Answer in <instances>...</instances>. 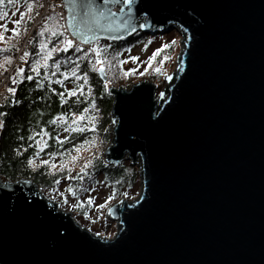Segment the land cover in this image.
Segmentation results:
<instances>
[{
  "label": "water",
  "instance_id": "1",
  "mask_svg": "<svg viewBox=\"0 0 264 264\" xmlns=\"http://www.w3.org/2000/svg\"><path fill=\"white\" fill-rule=\"evenodd\" d=\"M55 1L83 48L176 30L183 49L162 99L146 80L108 88L104 163L140 177L137 197L108 209L115 235L0 179V264H264V0H120L95 20Z\"/></svg>",
  "mask_w": 264,
  "mask_h": 264
},
{
  "label": "trees",
  "instance_id": "2",
  "mask_svg": "<svg viewBox=\"0 0 264 264\" xmlns=\"http://www.w3.org/2000/svg\"><path fill=\"white\" fill-rule=\"evenodd\" d=\"M37 5L38 0H32L29 19L35 13ZM18 8L28 10L29 0H12L11 3L9 0H3L0 3V16L12 13ZM49 17L32 43L26 67L16 77L15 91L0 107V112L5 113V116L0 117L4 122L3 128L0 129V179L31 181L47 197H49L47 191L56 188L59 182L64 181V177L63 173H50L47 164H42L41 161L65 158L80 144L91 141V137L97 138L105 148L111 140L109 130L112 106V98L107 92L108 83L111 84L112 81L111 76L108 72H104L107 81L101 82L95 68V57L88 52L89 47L79 46V51L75 47L67 51L63 48L58 52L52 51L60 47L61 40L71 39L66 34L60 16L55 13ZM25 23L28 26L30 20ZM57 32H63L64 36L56 35ZM142 36L143 34H137L120 43L104 41L95 43L100 48V59L103 63H120L119 57L134 45L141 44ZM41 43L51 52L46 61L42 59L45 54L44 49L38 46ZM14 44L0 48V66L9 63L7 50L13 48ZM73 44L78 45L75 42ZM85 53L88 55L85 56ZM37 60H41L42 63L36 65L35 71H32ZM28 76L32 79H27ZM130 86L128 84L125 87ZM69 90H72L74 95H69ZM61 95L64 97V103H60ZM16 100L20 103H14ZM77 114L81 115L77 129H83L82 131L72 129L73 118ZM30 135L32 139H28ZM100 157L96 158L89 170V176H86L83 182L76 183L75 180H69L65 185V189L71 190H75L73 188L79 185L73 198L76 200L73 208L77 213H81L80 206H83V210L85 206H90L86 199L93 189L102 188L103 193L108 194L110 201L113 202L119 199L118 195L122 188L133 193L136 187V174L130 172L125 176L124 174L127 173L123 170L124 163L113 168L104 163L102 154ZM126 177L129 178V182L124 186L122 181ZM80 200H84L83 205ZM56 203L62 207L60 203Z\"/></svg>",
  "mask_w": 264,
  "mask_h": 264
},
{
  "label": "rangeland",
  "instance_id": "3",
  "mask_svg": "<svg viewBox=\"0 0 264 264\" xmlns=\"http://www.w3.org/2000/svg\"><path fill=\"white\" fill-rule=\"evenodd\" d=\"M114 11H116V9H114ZM21 12L24 13L23 16L20 15ZM30 13L31 12L25 8H18L15 11H12V13L0 16V26H2L0 27V48H4L9 44L14 43L15 46L23 40L30 25L29 24L27 26L25 23L27 20L31 19L32 16L29 19ZM14 21H18L19 23L14 24ZM42 26H45V23ZM14 27L17 29L16 34H14L12 31ZM182 34V32H177L176 30L166 34H157L154 36L143 34V36L140 38L141 44L134 45L131 49L119 57V61H122L123 63H118L115 61L114 64L103 63V71L108 72L112 80L111 84L108 83V88L124 87L125 89H129L133 84L141 80H146L156 86V96L164 92L165 87L169 83L168 77L171 76L176 70L178 55L183 49ZM162 44L168 45V47L161 48ZM157 48H161L159 54L152 60L151 64L147 65L148 70L145 71L147 57L151 55L154 49ZM92 55H94L95 60L97 58L100 59V56L97 57L93 53ZM129 57H137V60L133 62L131 59H129ZM8 62H10V56ZM95 68L98 69L100 66L96 65L95 63ZM153 68L159 69V71L153 72ZM129 69H134V71L129 72ZM125 72L128 73L127 76L124 75ZM140 73H143V75ZM128 84L131 86L129 88L125 87ZM163 96L161 95L160 98L156 97L157 101L162 99ZM78 124L79 119L75 120V125L72 129H77ZM112 126V119L110 115L109 135L111 134ZM108 145L104 148V146L99 143L97 138L91 137V141L80 144L70 155L66 156L65 158L51 159L48 161L47 166L50 170V173H63L62 176L64 177V181L59 182L57 184L58 186L56 188H52L51 191L48 190L47 195H49V197H46L53 201L55 199L56 202L61 204L62 207L60 208L64 212H70L74 220H76L80 225L88 229L90 232L103 238L111 239L117 232V222L109 221L110 215L108 213V209L120 200L131 201L137 197L140 189V177L138 173L139 168L137 166H130L129 161L121 162L124 163V173H127V175L124 174L125 176H128L130 172H132V174L133 172L136 174L137 178H134L135 181H137V184L136 187H134L133 193L129 192L125 188H122L118 195L119 199L111 202L110 196L105 192L103 193L102 188L98 190L93 189L89 194V198L86 199L90 206H85L84 210L83 206H80L79 208L81 209V213L75 212L73 208L76 202V200L73 199L75 197V190H77L79 185H76L73 188L75 190H71V192H69L68 189H65V185L69 182V180H75L76 183L80 181L83 182L86 176H89V170L97 160L96 158H101V154L102 160L104 161L103 152L108 147ZM85 165H87V167H85ZM123 179L124 178H122V180ZM128 182L129 178L127 177L124 181H122L124 186L128 185ZM80 203L83 205L84 200H80Z\"/></svg>",
  "mask_w": 264,
  "mask_h": 264
},
{
  "label": "snow or ice",
  "instance_id": "4",
  "mask_svg": "<svg viewBox=\"0 0 264 264\" xmlns=\"http://www.w3.org/2000/svg\"><path fill=\"white\" fill-rule=\"evenodd\" d=\"M3 0H0V3H2ZM12 0H9V3H11ZM31 2L32 0H29V8L28 10L31 11ZM117 2H120V0H101V3L98 5L97 4V0H79V3H77V0H66V6H70L71 9L73 11H76L77 9L79 10L81 16H83L84 18H88V17H91L93 20H95L96 17H100L103 15V13L106 11V9L102 6V5H107L109 3H117ZM123 4L125 5H128L132 2V0H122ZM109 15H113L111 12L108 13ZM21 16L24 15L23 12L20 13ZM48 19H50V17H45V21H47ZM77 19V16L76 15H72L69 17V25L71 26L72 25V22L75 21ZM14 24H18L19 22L18 21H14L13 22ZM2 27V26H0ZM140 27H144L143 24L140 25ZM44 30H47V29H44ZM42 30V31H44ZM13 33L16 34L17 33V29L14 27L12 29ZM73 34L74 35H81V33L79 32V30H75L73 31ZM37 35H39V33H37ZM56 35L58 36H64V33L63 32H57ZM96 37L93 35L92 36V40L95 41ZM82 43H88V37L85 35L83 36L82 38ZM29 43H31V40H29ZM40 48L44 49L45 51V54L43 56V61H46L49 57V55H51V52L45 48L44 44H40L38 45ZM72 47H75L77 51H79V45H74L73 42L71 40H68V39H63L60 41V47H56L54 49H52V51H60L61 48H63V50L67 51L69 48H72ZM168 47V45H164L162 44L161 45V48H166ZM161 48H157V49H154L153 52L151 53V55H149L147 57V61H146V65H145V71L148 70L147 68V65L151 64L152 60L159 54ZM143 50V49H142ZM88 52L89 53H93L95 54L97 57L100 56V48H98L95 44H93L91 47H89L88 49ZM28 52L25 51L23 53V55L20 57L21 60L25 59L27 56H28ZM85 56L88 55V53H85L84 54ZM129 59H131L133 62H135L137 60V57H129ZM42 61L41 60H37L35 62V64L33 65V68L31 69L32 71H35V67L36 65L38 64H41ZM95 63L96 65H99L100 68H98L97 70H103V61L99 58H97L95 60ZM120 63H123L122 61ZM162 63V61H161ZM53 67H55V65H53ZM16 74L18 75L20 71H22V68H17L16 70ZM134 71V69H129V72H132ZM153 72H158L159 69H156V68H153L152 69ZM141 75H143V73H140ZM61 75H63V73H61ZM125 76L128 75L127 72L124 73ZM27 79H32L31 76H28L26 77ZM9 79H12V77H9ZM13 82H17V81H13ZM39 86V84L37 85ZM78 90V89H77ZM9 92H14L15 89H11L9 88L8 89ZM69 95H74V92L72 90H69ZM39 99V97H37ZM14 103L16 104H19L20 101L19 100H16L14 101ZM60 103H64V97L61 95L60 97ZM71 111V110H70ZM5 116V113L4 112H0V117H3ZM81 118V115L80 114H77L75 117H74V121L72 122L73 123V126H74V123H75V120H78ZM4 126V122L3 120H0V129H2ZM68 129H66L67 131ZM74 130H77V131H82L83 129H75ZM41 132H43V130L41 129ZM28 139H32V136L30 135L28 137ZM65 139H67L65 137ZM15 151V149L13 150ZM29 163H31V158H29ZM42 164H47V161H41ZM85 167H87V165H85ZM55 182V181H54ZM69 192H71V189L69 188L68 189Z\"/></svg>",
  "mask_w": 264,
  "mask_h": 264
},
{
  "label": "built area",
  "instance_id": "5",
  "mask_svg": "<svg viewBox=\"0 0 264 264\" xmlns=\"http://www.w3.org/2000/svg\"><path fill=\"white\" fill-rule=\"evenodd\" d=\"M57 14L63 20L64 10L59 1L55 0H38V5L35 13L30 19V25L23 40L15 45L13 48L8 49V55L10 56V62L0 66V107L3 106L5 100L12 93L8 89H15L16 82V69L24 68L28 62V56L21 60L20 57L25 51L28 53L31 51L32 43L35 40L37 33L44 27L45 17H49L51 14ZM31 40V43H29ZM12 77V79H9Z\"/></svg>",
  "mask_w": 264,
  "mask_h": 264
}]
</instances>
